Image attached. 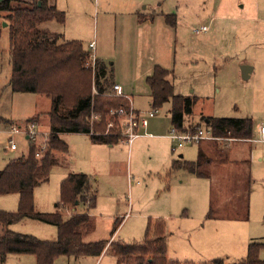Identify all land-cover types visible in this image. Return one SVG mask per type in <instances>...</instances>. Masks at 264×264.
Returning <instances> with one entry per match:
<instances>
[{"label": "rangeland", "instance_id": "rangeland-1", "mask_svg": "<svg viewBox=\"0 0 264 264\" xmlns=\"http://www.w3.org/2000/svg\"><path fill=\"white\" fill-rule=\"evenodd\" d=\"M55 1L57 9L65 12L64 23L49 20L41 26L62 34L64 40H80L87 50L92 42V52L106 65L110 81L123 85L124 92L132 94V103L119 95L128 101L129 107L142 114L152 109L146 78L158 65L168 71L166 78L174 95L196 97L195 113L186 120H197L202 125L206 116L250 117L256 127L253 137H259L257 127L264 122V0ZM0 24L3 168L10 159L26 155L30 144L24 133H10L12 125L23 126L34 120L36 146L48 139L44 109L48 110L50 103L35 93L11 90L9 27L3 20ZM201 26H206L207 31L196 33L195 29ZM241 62L253 67L247 79L239 74ZM89 65L93 69L88 57L85 66ZM110 87V95H115L112 84ZM36 103L38 108L34 112ZM170 107L171 102H166L155 110L153 117L146 114L151 125L148 132L160 136L138 135L130 144L129 153L122 134L125 140L107 148L103 156L91 145L87 134H60L68 145V163L64 154L57 153L58 162L48 179L33 190L35 210L54 212L63 177L68 172H83L96 178L98 188V202L90 210L96 228L88 238H108L115 216L120 218L127 213V221L124 219L112 239L140 242L147 221L163 217L157 214L164 213V206L172 203L173 209L182 208L184 215L167 221L168 259L204 262L223 258L228 264L245 258L249 245L258 244L257 258L264 264V143L229 138L174 147L167 137L171 128ZM115 119L113 127L122 132V118ZM106 122L108 130L111 121ZM10 137L16 144L15 150L8 148ZM199 146L212 159L214 176L211 171L210 178L174 168L176 159L195 161ZM249 147L250 160L245 165L236 164ZM108 151L109 159L105 160ZM93 158L99 161L94 163ZM229 163L240 166L236 171L240 179L237 183ZM18 197L17 193L0 195V210L15 211ZM81 209L79 205L78 210ZM71 211L72 208L66 210L64 215ZM9 228L41 239H54L57 233L55 225L32 218H23ZM2 264H36V258L33 254H8ZM53 264L124 263L105 254L100 258L59 256Z\"/></svg>", "mask_w": 264, "mask_h": 264}, {"label": "trees", "instance_id": "trees-1", "mask_svg": "<svg viewBox=\"0 0 264 264\" xmlns=\"http://www.w3.org/2000/svg\"><path fill=\"white\" fill-rule=\"evenodd\" d=\"M1 20L9 27L8 58L11 72L8 85L13 92L35 93L48 98L50 107L46 113L48 139L45 148L40 150L29 139L27 154L10 159L0 168V195L17 193L19 196L15 211L0 210V264L8 254H33L36 264H53L59 256L98 258L105 254L113 257L117 263L124 264H227L223 258L204 262L168 259L167 232L165 221L161 218L147 221L140 242L112 239L120 226L122 219L119 218L113 220L108 238H88L96 228L95 216L90 210L96 206L97 189L95 178L83 172L68 173L61 180L60 200L55 204L57 209L54 212L35 210L34 188L48 179L51 169L58 162L57 153L65 156L68 150L60 134L85 133L92 143H115L122 135L115 126L105 130L107 120L116 125L115 116H109V110L118 107L128 109L129 105L123 96L110 95L113 83L101 60L96 57L93 69L90 65L85 66L89 50L83 47L80 40H64L62 34L41 26L49 20L64 23L65 12L57 9L54 2L2 0L0 23ZM167 75L166 69L155 65L152 74L146 78L152 109L157 110L164 103L171 102L168 110L171 127L196 130L200 125L186 124V118L193 112L196 97L174 95ZM203 120L211 135L220 140L252 138L251 118L208 116ZM38 152H41L40 157L36 156ZM209 160L199 148L195 161L175 160L174 168L210 178ZM246 162L243 160L242 164ZM79 205L82 206L81 210H78ZM70 208L72 211L65 216L66 210ZM23 218L55 225L56 237L41 239L9 228V225ZM258 247V244L249 245L245 258L228 264H263L257 258Z\"/></svg>", "mask_w": 264, "mask_h": 264}, {"label": "built area", "instance_id": "built-area-1", "mask_svg": "<svg viewBox=\"0 0 264 264\" xmlns=\"http://www.w3.org/2000/svg\"><path fill=\"white\" fill-rule=\"evenodd\" d=\"M207 29L206 26H201L199 29H195L196 33L205 31ZM89 60L91 62V66H94V62L96 59V56L94 55V52H92L93 49V43H89ZM112 92L115 95L121 94V88L117 84H113ZM152 117L155 114V109H151L147 111L145 114L138 113L135 111L132 107H129L128 109H125L123 107L118 108H111L109 110V116L114 115L115 118L119 119L122 118L123 124L122 125V132L121 134L126 138L127 142H132L137 136H138V128L140 126H145L147 124V118ZM34 120H28L23 126L15 124L12 125L10 128V133L15 134L18 132L24 133L27 138L31 139L33 142L36 140L37 132L34 128ZM113 126V121L108 123V127ZM108 128V129H109ZM108 131V130H107ZM106 131V132H107ZM168 138L171 139L174 147H182L185 143H199L204 140H217L218 137H214L211 135L209 129L206 127H198L196 130H193L189 127H187L185 130H178L176 127L172 126L169 130V133L167 135ZM45 138V142H46ZM250 140L256 141V142H262L264 143V123H262L259 126V137L258 138H251ZM43 142L41 146H38L40 150H43L45 148L46 143ZM8 148L10 150L16 149V144L14 143L13 139L10 137L8 141ZM36 156H41V152L36 153Z\"/></svg>", "mask_w": 264, "mask_h": 264}, {"label": "crops", "instance_id": "crops-1", "mask_svg": "<svg viewBox=\"0 0 264 264\" xmlns=\"http://www.w3.org/2000/svg\"><path fill=\"white\" fill-rule=\"evenodd\" d=\"M25 1H32V0H25ZM49 2L50 3H53L54 2V4L56 5V1L55 0H49ZM207 31V29L205 30V31H202V32H199V33H203V32H206ZM99 59V58H98ZM100 60V59H99ZM243 71H244V73L246 74V77H243ZM252 73H253V67L249 64V63H247V62H241L240 63V72H239V74L241 75V77H243L244 79H247V78H249L251 75H252ZM113 84H117V85H119L120 86V88H121V95H123V96H125V98L127 97V100H128V98H129V100H130V103H132V94H128V93H126V92H124V89H123V85H120V84H118V83H113ZM38 95V94H37ZM150 96V95H149ZM44 97V96H43ZM44 98H46V97H44ZM48 99V98H47ZM49 100V99H48ZM49 103H50V100H49ZM38 104L36 103V106H35V111L34 112H36V109L38 108V106H37ZM49 107H50V105H49ZM132 107V106H131ZM152 107V106H151ZM132 108H134V107H132ZM45 111H48V110H46V109H44ZM134 110L135 111H138V109H136V108H134ZM194 112V111H193ZM47 113V112H46ZM45 113V115L47 116V114ZM195 113V112H194ZM203 114H201L200 115V117L202 116ZM206 116V115H205ZM153 117V116H152ZM206 117H208V116H206ZM213 117V116H212ZM247 118H250V117H247ZM203 119V118H202ZM251 120H252V138H254L253 137V133H254V127H255V125H254V123H253V119L251 118ZM204 122H205V120H203ZM189 123H191V124H193V125H199V123L197 122V120L196 121H191V120H186V124H189ZM262 123H264V122H261L260 124H259V126L262 124ZM259 126L257 127V131H258V134H259ZM200 127H205V124H202V125H200ZM151 128V125L150 124H148V121H147V124L145 125V126H140L139 128H138V130H137V132H138V135H140V136H148L149 138H150V136L151 135H153L152 137H157V136H160V134L159 135H156V134H152V133H150V132H148V130ZM256 128V127H255ZM145 132V133H144ZM144 133V134H143ZM142 134V135H141ZM89 137V136H88ZM138 137V136H137ZM151 137V138H152ZM123 140H125L124 139V137H122L120 140H118L117 142H115V143H112V144H105V143H100V144H97V143H92L91 141H90V138H89V141L91 142V145L93 146V147H96V148H94V149H97V151H101V153H98V154H100V156H103L104 155V153L103 152H105L106 151V149L107 148H109V149H111V146L112 145H114V144H119L120 142H122ZM216 140V139H215ZM215 140H204V141H201V142H199V143H202V142H211V141H215ZM127 141V140H126ZM250 141H252V140H250ZM253 142V141H252ZM132 142H128V146H127V151H128V153L131 151V150H129L130 149V144H131ZM198 143V144H199ZM199 148H201V150H203V148L201 147V146H199ZM198 148V149H199ZM249 149H250V147L248 148V152L246 153V155L244 156V157H242L241 158V160H239L238 161V163H236V164H242V161L243 160H250L249 159V157H248V153H249ZM203 152L204 153H206L204 150H203ZM67 153H68V150H67V152L65 153V156H66V161H67V163H68V160H67V157H68V155H67ZM109 155H110V152L108 151L107 152V157L105 158V160L106 159H109ZM207 155V154H206ZM240 155V154H239ZM197 156H198V152H197ZM208 156V155H207ZM103 158V160H104V157H102ZM111 158V157H110ZM209 163H208V168H209V170H210V172L212 171V176H214V168H213V164L211 165L210 163H212V159L209 157ZM262 159H264V156L262 157ZM176 160H179V159H176ZM235 160H237V158H234V161ZM99 160L98 159H92V162H98ZM179 161H186V160H182V159H180ZM240 162V163H239ZM229 164H231V163H229ZM246 164V163H245ZM244 164V165H245ZM211 165V166H210ZM232 165V170H234V172H232V175L234 176V179H235V183H237L236 182V180H239V174H237L236 173V171H239V167L240 166H235V164H231ZM213 168V169H212ZM229 171H231V170H228L226 173H227V176H231V173H228ZM73 172V171H72ZM72 172H68V173H72ZM125 173V172H124ZM196 176V175H195ZM229 176V177H230ZM90 177H92V176H90ZM196 177H198V176H196ZM64 178V177H63ZM204 178V177H203ZM212 178V177H211ZM96 179V178H95ZM211 181H213V180H211ZM238 183H239V181H238ZM239 185V184H238ZM211 187H212V184H211ZM97 190H98V188H97ZM98 195V194H97ZM96 195V196H97ZM98 198H99V196H98ZM97 202L98 201H96V204H97ZM165 208H166V210H165ZM163 210H164V213H159V214H157V216H159V215H162L164 218H165V220H164V218L163 217H155V218H161V219H163L164 221H165V227H166V232H167V221H170V219H172V218H175L176 216L177 217H181L182 218V216L184 215V213H183V211H182V208H180L179 207V209H173V205H172V203H168L167 204V206L165 205L164 206V208H163ZM177 212V213H176ZM115 213V212H114ZM116 214V213H115ZM114 215V214H113ZM126 216H127V213L126 214H124L123 215V217L122 216H120V218L119 219H122L121 220V223H120V225L123 223V221H124V219H126V221H127V219L128 218H126ZM116 218H118V216H115ZM115 219V218H114ZM115 234V233H114ZM114 237H115V235H114ZM113 239H115V238H113ZM166 252H167V246H166ZM103 256V255H102ZM98 258H100V257H98ZM174 259H176V258H174ZM178 260H180V259H178Z\"/></svg>", "mask_w": 264, "mask_h": 264}, {"label": "water", "instance_id": "water-1", "mask_svg": "<svg viewBox=\"0 0 264 264\" xmlns=\"http://www.w3.org/2000/svg\"><path fill=\"white\" fill-rule=\"evenodd\" d=\"M243 77H246V74L244 73V71H243Z\"/></svg>", "mask_w": 264, "mask_h": 264}]
</instances>
